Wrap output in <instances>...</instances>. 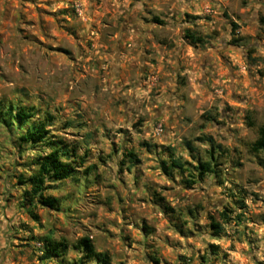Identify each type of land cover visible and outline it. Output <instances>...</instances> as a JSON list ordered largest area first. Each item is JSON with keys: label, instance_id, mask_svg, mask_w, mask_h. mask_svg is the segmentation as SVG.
<instances>
[{"label": "rangeland", "instance_id": "rangeland-1", "mask_svg": "<svg viewBox=\"0 0 264 264\" xmlns=\"http://www.w3.org/2000/svg\"><path fill=\"white\" fill-rule=\"evenodd\" d=\"M23 107L85 157L37 223L16 185L36 152L6 116ZM262 126L264 0H0V207L20 213L2 235L31 264H56L39 260L44 238L67 245L61 264H96L82 239L109 264L224 261L214 241L264 207ZM172 159L186 172L164 170ZM198 162L213 174L196 177Z\"/></svg>", "mask_w": 264, "mask_h": 264}, {"label": "trees", "instance_id": "trees-1", "mask_svg": "<svg viewBox=\"0 0 264 264\" xmlns=\"http://www.w3.org/2000/svg\"><path fill=\"white\" fill-rule=\"evenodd\" d=\"M233 30L237 27L233 24ZM185 39L190 44H198L201 39L187 33ZM7 117L11 118L18 126L20 135L19 146H28L36 155L31 159V170L28 175L16 177V185L22 188L19 209L33 222H39L38 210L58 212L60 210L59 200L47 194L56 184L66 181L83 170L85 157L77 155L76 150L68 145L63 139L51 135L49 127L52 126L51 117L37 118V112L31 108H17L15 112L8 109ZM250 151L254 154H264V126L257 131L256 140L250 145ZM178 172H186V163L172 159L168 167ZM196 177L201 178L206 174H213L209 163L198 162L193 168ZM86 172V169H84ZM193 182V181H191ZM220 221H210V228L213 236L217 237L222 226L228 224L230 219L224 212L220 213ZM43 248L39 260L42 262L61 260L67 249L63 241H52L44 238ZM83 257L82 261H93L96 264H109V257L106 254L96 252L88 239L80 242ZM211 248H215L211 246Z\"/></svg>", "mask_w": 264, "mask_h": 264}, {"label": "crops", "instance_id": "crops-1", "mask_svg": "<svg viewBox=\"0 0 264 264\" xmlns=\"http://www.w3.org/2000/svg\"><path fill=\"white\" fill-rule=\"evenodd\" d=\"M261 214L258 222H248V230L244 232L236 231L227 241L223 238L214 241L220 244L223 252L228 255L224 261L216 262L214 264H264V207H259L257 210L250 211L252 214ZM20 216L18 207H0V264H31L25 261V257L19 249L11 245L13 242L10 235L3 234L8 232V226ZM240 228V227H235ZM13 244V243H12ZM232 244L234 247L228 249V245ZM38 264V262H35ZM126 264H140L138 258L129 257ZM163 264V261H162ZM201 264H213L212 262H204Z\"/></svg>", "mask_w": 264, "mask_h": 264}]
</instances>
